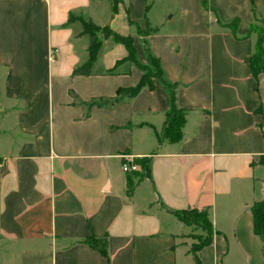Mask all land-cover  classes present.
Here are the masks:
<instances>
[{
  "label": "crops",
  "instance_id": "0c3cea01",
  "mask_svg": "<svg viewBox=\"0 0 264 264\" xmlns=\"http://www.w3.org/2000/svg\"><path fill=\"white\" fill-rule=\"evenodd\" d=\"M79 17L131 36L142 64L147 44L185 110L179 141L157 138L171 104L159 79L118 94L142 75L116 64L123 44L103 39L90 72L73 74L88 57ZM254 24L264 0H0V264H105L91 235L110 264H194L202 231L174 214L189 208L215 231L201 264H264L250 210L264 195Z\"/></svg>",
  "mask_w": 264,
  "mask_h": 264
},
{
  "label": "trees",
  "instance_id": "16d2710c",
  "mask_svg": "<svg viewBox=\"0 0 264 264\" xmlns=\"http://www.w3.org/2000/svg\"><path fill=\"white\" fill-rule=\"evenodd\" d=\"M112 2L113 9H115V5L117 4V2H119V0H112ZM200 4L202 7L206 8L207 0H200ZM75 18L76 17L72 13H70L68 17V22ZM80 20L83 23V30L80 32V34H87L89 38V44L87 47L88 57L82 65L74 68L73 74L86 75L90 72L91 65L96 60L98 50L102 45L103 39L112 38L114 41L123 44L126 47L128 54L125 58L118 60L116 64L125 60L131 61L142 70V75L136 85L126 89H120L118 91V94L124 93L128 97H132L144 87L152 88V78L159 79L162 85L170 91L171 104L170 109L168 110V112H166L161 130L159 132H156L157 138L158 141H161L162 139H168L171 142L179 141L182 137V127L185 122V110L177 108L175 106L173 84L165 79L158 58H156L150 52L147 44L144 42L147 62L145 64H142L138 62L135 58V49L132 43L131 36L116 33L112 31L108 25H96L90 19L84 20L80 18ZM236 22V20L232 21L229 26L233 28ZM252 29L256 30L257 39L249 62L251 74L254 78H256L264 70V27L257 26L254 24L252 25ZM142 35L144 36L145 34L142 33ZM138 163L142 166V170L144 172H147L148 159H142L141 161H138ZM256 163L260 164L264 169V154L259 155L257 161L253 164L255 165ZM250 210L252 214L253 232L261 239L264 253V195L262 199L255 201L252 204ZM174 214L184 223L188 225H193L202 231V233L200 234L192 235V237L196 239V242H193L189 249L190 253L192 254L194 264H201V261L197 256V251L211 243L212 237L215 232L212 223L209 219L207 209L189 208L180 211H174ZM85 242L105 257V264H110L106 238L98 239L96 236L91 235L90 237L86 238Z\"/></svg>",
  "mask_w": 264,
  "mask_h": 264
},
{
  "label": "built area",
  "instance_id": "2783aa9c",
  "mask_svg": "<svg viewBox=\"0 0 264 264\" xmlns=\"http://www.w3.org/2000/svg\"><path fill=\"white\" fill-rule=\"evenodd\" d=\"M53 53H54V50H51L50 51L51 56H53ZM122 159L123 160H122V163H121V167H122L123 171L128 172V171L137 170V165L132 163V162H130V161H128L125 155L122 156ZM1 167H2V164L0 162V171H1Z\"/></svg>",
  "mask_w": 264,
  "mask_h": 264
},
{
  "label": "rangeland",
  "instance_id": "374dc122",
  "mask_svg": "<svg viewBox=\"0 0 264 264\" xmlns=\"http://www.w3.org/2000/svg\"><path fill=\"white\" fill-rule=\"evenodd\" d=\"M140 174H142L141 176H143V175H145L146 174V172H141ZM198 231H200V229L198 228ZM237 259L236 258H234L232 261L230 260V258L228 259V261L226 262L227 264H236L237 262ZM13 264H15V263H13Z\"/></svg>",
  "mask_w": 264,
  "mask_h": 264
}]
</instances>
